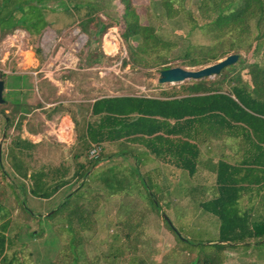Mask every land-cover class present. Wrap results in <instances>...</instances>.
Returning a JSON list of instances; mask_svg holds the SVG:
<instances>
[{
  "label": "trees",
  "instance_id": "trees-1",
  "mask_svg": "<svg viewBox=\"0 0 264 264\" xmlns=\"http://www.w3.org/2000/svg\"><path fill=\"white\" fill-rule=\"evenodd\" d=\"M109 1L79 0L72 7L77 11L82 7L86 9L79 21L80 26L85 32L89 31V26L96 25V38L110 26H122L121 37L127 42L130 57L136 65L158 68L160 72L171 68L167 64L181 57L184 66L198 69L196 67L214 63L231 53L238 54L240 50L252 51L264 58V0H196L190 12L192 29H198L209 43L188 42L181 54H174V42L160 37L153 25L142 21L132 0H118L123 7L114 25L99 22L96 15L109 5ZM179 1L149 0V3L162 10L166 18H173L178 14L176 3ZM46 11H55L48 9L47 0H0V32L3 38L18 29L31 37L40 38L49 26ZM34 52L39 54L41 48L36 47ZM244 69H247L250 81L243 78ZM1 75L4 77V72ZM6 104L4 99L0 111L9 123ZM57 110L58 106H55L53 111ZM91 114L97 119L79 125L71 115L79 145L75 153L77 166L72 176L67 179L57 168H52L47 175L50 183L46 190L40 185L46 173L38 171L30 175V193L43 198L52 197L59 187L73 178L81 179L80 185L46 215L48 219L56 220L59 235L67 237L62 253H68L70 260L63 264H101L97 258L88 259L86 256L83 232L93 229L96 221L91 215L97 209L99 200L95 195L93 201L87 198L83 187L89 180L84 176L104 155V142L115 144L118 156L130 153L138 161L139 153L148 154L186 173L188 180L195 183L189 195L194 196L195 191H201L199 198H193L195 203L216 218L217 237L202 239L188 235L186 228L182 230L183 226H173L163 214L164 222L187 255L183 260L173 261L174 251V256L169 254L166 258L169 264H224L225 251L229 248L264 247L263 65L256 61L248 63L239 55L235 64L222 69L213 80L203 78L174 84L170 89L159 88L154 95L103 96L93 102ZM123 142L128 143V152H123ZM139 144L145 145L147 150L138 153ZM93 148L97 150L96 155L90 154ZM227 149L234 153L228 154ZM24 167L23 159L19 158L17 168L20 173ZM134 167L130 169L128 183L138 181L154 206L159 207L161 194L158 192L161 193L164 188L173 189L169 188L164 172L154 167L141 174L137 165ZM204 168L213 174V190L204 189L199 175ZM108 170L111 175L102 173L98 177L112 192H117L122 187V177L113 173V168ZM255 204L258 208L254 207ZM23 210L31 215L29 209ZM256 211L261 213L257 217L252 216ZM0 227L2 231L8 230L7 225ZM184 232L189 237L184 236ZM42 233L43 229L39 228L30 235L40 237ZM122 237L114 235L113 243L103 254L104 259L122 257L129 249L130 241L138 245V237L133 239L128 232L126 238ZM12 244L13 240L0 231V264H24L21 252L24 247L8 253ZM137 250L135 248L133 253ZM137 260L131 258L128 264H138Z\"/></svg>",
  "mask_w": 264,
  "mask_h": 264
},
{
  "label": "rangeland",
  "instance_id": "rangeland-1",
  "mask_svg": "<svg viewBox=\"0 0 264 264\" xmlns=\"http://www.w3.org/2000/svg\"><path fill=\"white\" fill-rule=\"evenodd\" d=\"M76 1L79 0H47L48 9L53 8L55 11H46L49 26L44 29L40 38L31 37L21 29L4 38L0 32V72L5 74L2 77L5 83L3 92L5 100L10 101L14 93L11 89L16 86L24 88L23 91H19L22 92L21 97L24 102L32 95H35V102L42 104L41 101L44 100L52 106L65 98H78L75 93L76 85L67 92L70 93V97L66 95L68 88L58 94L62 86H67L64 82L66 77L75 83L78 82V88L84 85L90 86L89 90L84 89L83 92L85 96L91 94L92 98L120 94L154 95L158 93L159 88L170 89L174 86L170 83H158V68H147L133 63L128 44L121 37L122 26L114 25L115 18L121 16L123 7L118 0L109 1V5L97 13L99 22L114 25L108 27L99 38L94 36L96 25L89 26V31L83 32L79 21L86 9L82 7L79 11L75 10L72 4ZM195 1L177 2L178 14L173 18H166L162 10L155 9L149 0H132L138 8L142 21L153 25L160 37L170 39L176 44L173 49L174 54H181L188 42L209 43L208 38L198 29H192L193 20L190 12ZM36 47L41 48L39 54L34 52ZM238 54L248 63L256 61L264 66V58L253 54L252 51L240 50ZM178 58L167 65L192 69L183 65L181 57ZM89 67L90 69H87ZM242 74L245 80L250 81L247 69L242 70ZM51 75L55 81H61L62 85H53L48 80ZM216 76L204 79L213 80ZM118 162L115 163L116 168L104 166L96 174L97 176H94L93 169L84 176L89 179L83 187L87 198L93 201L95 195L99 200L97 209L93 215L90 214L95 218L96 223L92 230L83 232L88 259L97 258L101 264H112V262L128 264L131 258H137L138 264H169L168 255L174 256L176 251L173 261L183 260L187 255L164 222L163 214L173 226H183L182 230L186 228V233L194 238L217 237V220L212 215L206 214L199 204L195 203L193 198H199L201 191H195L194 196L189 195V190L195 183L188 180L189 176L186 173L173 169V183H171L173 189L169 191L164 188L161 193L158 192L161 197L159 207L156 208L148 198L146 189L138 181L135 180L134 184L128 183L131 179L130 173L123 172L120 160ZM110 168H113V173L122 177V187L117 192H112L98 177L102 173L111 175L108 170ZM120 171L125 176L121 175ZM91 178L94 180L90 181ZM206 181L211 184L213 178ZM50 206H53V202ZM37 225L33 222L28 225V229L22 231L25 234L22 241L28 242L22 251L24 264L68 263L70 255L62 253L67 245V237L59 235L56 230L58 225L56 220L45 217L42 221L45 234L39 240H31L27 232L38 230ZM127 232L133 239L135 236L138 237V245L130 241L129 245H131L122 257L111 256L104 259L103 254L107 252L109 244L113 243L114 235L123 236L124 239ZM187 234L183 233L184 236H188ZM135 248L138 250L134 254ZM225 255L224 264H264V247L250 246L246 249L237 246L227 249Z\"/></svg>",
  "mask_w": 264,
  "mask_h": 264
},
{
  "label": "crops",
  "instance_id": "crops-1",
  "mask_svg": "<svg viewBox=\"0 0 264 264\" xmlns=\"http://www.w3.org/2000/svg\"><path fill=\"white\" fill-rule=\"evenodd\" d=\"M87 69H90V67ZM52 77V75L49 76L48 80L53 85H62L61 81H55ZM64 82L67 86H62L58 94L60 95L64 89L68 88L66 95L70 97V93L67 94V92L76 85L75 93L78 98H65L52 106L50 103H45L44 100L41 101L42 104L35 102V95H32L31 98H26V102H24L21 97L22 92H19L23 91L24 88L16 86L11 89L14 93L5 106L9 123L0 111V226L4 224L8 227L7 231H2L0 227V231L13 240L8 253L23 247L26 248L27 241H22L25 235L22 231L28 229V225L33 222L43 229L42 221L49 214L51 208L53 209L55 205L59 204L81 182L80 178L75 177L64 186L59 187L58 191L49 198L38 197L30 193V175L32 172L42 171L46 173L43 174L40 183L41 188L46 190L49 189L50 183L47 175L52 168H57L67 179L72 176L77 166L75 153L79 146L77 145L75 126L80 123L83 124L84 121L92 123L97 119V116L91 114L92 104L97 98L103 96L94 98L91 97V94L85 96L86 94L83 91L84 89L89 90L90 86L84 85L78 88L79 83H75L67 77ZM55 106H58V110L54 112ZM71 115L76 118V125ZM103 146L104 155L101 161L97 163L98 165L93 168L94 174H98L104 166L115 167V163H119L118 160H120L121 170L127 173L130 172L131 168L135 169V165H137V169L141 174L154 167L161 169L166 176L167 183L170 185L169 188H172L173 167L165 165L148 154L142 155V153H139L147 150L145 145H138V161L130 153L118 156L116 145L113 143L104 142ZM128 147V143L123 142L122 148H125L123 152H128ZM226 152L228 154L234 153L230 149H227ZM107 154L109 155L107 156ZM19 158L23 159L26 167L21 169V173L17 168ZM23 174H26V176ZM199 175L203 179L204 189L213 190V183L208 184L206 181L212 179L213 174L204 168L199 172ZM52 202L53 206L51 207L50 203ZM254 207L258 208L256 204ZM23 208L29 209L31 215H28ZM259 213L256 211L252 216L257 217ZM206 214L210 215L209 213ZM32 231L36 232L39 229L27 232V236L31 240H39L45 234L43 229L40 237L37 235L31 236Z\"/></svg>",
  "mask_w": 264,
  "mask_h": 264
},
{
  "label": "water",
  "instance_id": "water-1",
  "mask_svg": "<svg viewBox=\"0 0 264 264\" xmlns=\"http://www.w3.org/2000/svg\"><path fill=\"white\" fill-rule=\"evenodd\" d=\"M239 54L231 53L218 61L205 65L198 69L184 67H171L159 72L158 83H183L186 80H199L220 74L222 69L237 62ZM5 88L4 80L0 72V104L4 102L3 92Z\"/></svg>",
  "mask_w": 264,
  "mask_h": 264
},
{
  "label": "built area",
  "instance_id": "built-area-1",
  "mask_svg": "<svg viewBox=\"0 0 264 264\" xmlns=\"http://www.w3.org/2000/svg\"><path fill=\"white\" fill-rule=\"evenodd\" d=\"M90 154L91 155H96L97 154V150L95 148L91 149Z\"/></svg>",
  "mask_w": 264,
  "mask_h": 264
}]
</instances>
